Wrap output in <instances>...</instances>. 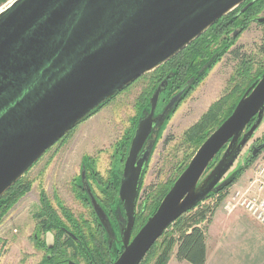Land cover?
Here are the masks:
<instances>
[{
    "label": "water",
    "instance_id": "1",
    "mask_svg": "<svg viewBox=\"0 0 264 264\" xmlns=\"http://www.w3.org/2000/svg\"><path fill=\"white\" fill-rule=\"evenodd\" d=\"M246 1L12 0L0 8V199L78 125ZM193 84L194 78L155 117L168 85L164 80L139 121L120 186L127 219L124 250L113 264H141L179 218L230 184L246 161L236 162L264 123L263 73L132 238L156 146L153 141L144 148L145 143L156 124L168 122ZM263 150L264 142L254 144L252 157ZM85 185L108 229L107 214Z\"/></svg>",
    "mask_w": 264,
    "mask_h": 264
},
{
    "label": "rangeland",
    "instance_id": "2",
    "mask_svg": "<svg viewBox=\"0 0 264 264\" xmlns=\"http://www.w3.org/2000/svg\"><path fill=\"white\" fill-rule=\"evenodd\" d=\"M261 45H264V27L255 23L240 37L231 51L225 54L215 66L208 69L206 77L180 104L176 114L169 122L163 141L158 144L146 172L137 206L139 226L156 208L157 199H160L165 193L192 154L193 146L187 140L188 132L201 122L220 101L231 100L225 106L226 111H229L233 100L238 99L242 94L240 86L244 83L247 89L258 74L264 70V54L259 51ZM235 51L240 53L239 58ZM243 59L245 67H242ZM176 64L177 62L173 66ZM243 70L247 71L245 78ZM189 72L190 70L186 73ZM155 77L158 76L147 75L122 91L96 116L91 117L83 124L81 123L74 133H70L60 144H56L43 161L26 176L27 181L32 182V190L13 206L14 208L0 223V264H23L24 261L29 264L31 261L33 262L31 257L35 251L30 237L36 226L33 217L38 211L36 203L40 190L45 189L49 195L54 190L57 191L59 198L66 204L65 207L70 209L73 217L79 218L81 215L88 217L79 202L74 200L73 194L72 181L79 173L80 160L84 156L88 159H96L99 169L105 175L104 171L109 169L118 143L124 138L126 131L131 127L132 120L135 119L137 100L144 97L145 93L149 91L150 80ZM143 93L144 95H142ZM263 137L264 123L243 151L235 166L247 160L251 155L252 146L261 144ZM49 159L55 160L47 171L44 170L49 173L45 178L46 173L38 174ZM259 161H264V151L247 169L249 170L253 166L255 168ZM153 192L154 196H152ZM54 193L56 194V192ZM86 213L89 214L88 211ZM162 244L163 241L160 245ZM173 249L172 255L177 247ZM160 252L161 250H159ZM25 257L28 259L24 260ZM153 262L151 260V264Z\"/></svg>",
    "mask_w": 264,
    "mask_h": 264
},
{
    "label": "flooded vegetation",
    "instance_id": "3",
    "mask_svg": "<svg viewBox=\"0 0 264 264\" xmlns=\"http://www.w3.org/2000/svg\"><path fill=\"white\" fill-rule=\"evenodd\" d=\"M225 17V19H223L224 17L221 18L217 24L212 26V28L201 37L204 41L208 42L207 45L215 52L227 44H230L229 49L225 53L227 54L236 46L240 37L252 28L253 24L257 23L264 27V0H248ZM220 22H226L225 26L222 28L219 27ZM261 49H264V45L260 46L259 51ZM238 53L239 52L235 51L236 56L239 58L241 55ZM170 62H167L160 68L147 74L152 76L157 75L158 77L150 80L151 84L148 85L149 91L145 93L144 97L137 100V113L135 119L132 120L131 127L126 131L127 133L124 138L118 143L119 145L116 152L111 158L112 160L109 169L104 171L105 175H103L99 169L96 159H88L84 156L80 160L79 173L72 181L73 194L74 200L79 202L80 207L83 208L88 217H84L83 215L79 218L73 217L72 213L69 211L70 209L66 208V204H64L59 198L57 191L54 190L56 194L53 192L49 195L46 193L45 189L40 190L36 203L38 204V211L33 217L36 221V226L33 235L30 237L35 252L31 257L33 262L31 261L29 264H113L121 255L124 250V239L122 237L124 234L122 233L126 232L127 219L119 195L129 146L138 127L139 121L143 117L144 110L146 108L149 110L151 107L150 100L158 86L164 80L168 81L167 88L161 95L158 103L155 117L159 116L170 100L180 92V89L174 91L171 88L173 85L172 79L173 77H177V73L181 70V67H179V65H177V67L176 65H169ZM170 75L171 77H169ZM145 76H142L141 78ZM248 89L249 87L246 91ZM142 95H144V93ZM113 99L108 101L102 109H104ZM184 100H182L176 107L173 115L176 114L178 107H180V104H182ZM99 112L92 117L96 116ZM173 115L166 118L168 119L166 124H156L149 135L144 148L148 147L153 141H156L154 149L155 153L158 144L164 139V133ZM89 119H91V117L88 118V120ZM77 127L75 129H77ZM75 129L70 133H74ZM68 135L58 144L64 141ZM51 150H49L46 155L34 165L26 176L43 161ZM54 160L55 159L47 160L46 164L43 166V170L39 172L38 175H40V173H46V175H44L46 178L49 173L44 172V170L47 171ZM102 165L104 166V163H102ZM26 176L22 180L23 186H28L29 189L15 204L27 196L32 190V182L27 181ZM85 181L95 199L107 214L109 220L108 229L106 227L107 222L104 223L103 220L98 217L92 206ZM13 208L14 207L10 210ZM10 210L0 218V223L5 219ZM86 211H88L89 214L86 213ZM137 222L138 213L132 231V238L135 236ZM108 230L110 231V234L108 233ZM112 257H115L114 260H112ZM109 258L111 259L109 260ZM26 259H28V257H25L24 260ZM26 263L27 261L23 262V264Z\"/></svg>",
    "mask_w": 264,
    "mask_h": 264
},
{
    "label": "trees",
    "instance_id": "4",
    "mask_svg": "<svg viewBox=\"0 0 264 264\" xmlns=\"http://www.w3.org/2000/svg\"><path fill=\"white\" fill-rule=\"evenodd\" d=\"M10 1L12 0H0V8L8 4ZM225 18L226 17H224L223 19ZM215 24H217V22ZM225 24L226 22H220L219 27L222 28L225 26ZM207 43L208 42L204 41L201 37L197 39L195 42H193L190 46H188L179 55L174 57V59H172L171 62L169 61L170 62L169 65H173L174 63L177 62L176 67L177 65L181 67L180 68L181 70H179L177 73V77L176 78L173 77L172 79L173 85L171 84L172 85L171 89H173L174 91H176L177 89L181 90L189 80L194 78L193 87L190 89L188 94L192 92L196 88L198 83L201 82L206 77L207 72L209 71L208 69L215 66V64H217L221 60V57L226 53V51L229 49L230 46V44H227L226 46L222 47L220 50L215 52L211 47L207 45ZM260 52L264 54V49L260 50ZM211 61L212 64L209 66L207 71L200 74V71L204 68V66L209 64ZM245 65H246L245 60L243 59L242 67H245ZM188 70H190V72L186 73ZM246 73L247 71H244L243 73L244 78L246 76ZM263 73L264 70L258 74V76L253 80V82L256 81ZM242 86H240L239 88L240 92L242 93L241 96L238 99L233 100V103L230 105L229 111H226L225 106L231 100L220 101V103L215 105V107L212 110H210L209 113H207V115L204 117V119L201 122L195 125L191 129V131L188 132L187 140L190 142L191 146H193V152L189 156L187 162L179 170V173L175 178V180L168 186L167 190L160 197V199H157L158 203L156 208L146 218H148L157 210L158 206L160 205L161 201L169 191L170 187L173 185V183L176 181L179 175L186 168V166L188 165L189 161L191 160L195 152L198 150V148L205 142L208 136L232 114L239 100L246 92L245 90L246 87L244 86V83L242 84ZM263 142H264V137L261 143ZM261 153L257 157H252V151H251V155L248 156L245 165L241 167L239 172L236 174L234 180H232L230 184H228L226 187L220 190L217 195H222L226 190H228L242 175V173H244V171L249 166H252L254 164V162L261 155ZM220 157L221 154L218 155L217 161L220 159ZM22 180H20L15 186H13L0 199V218L3 215H5L7 211L10 210L15 205L18 199L23 194H25L29 189L28 186H23ZM152 194H153L152 196H154V192ZM211 212H212L211 208L202 207L200 205L197 208L193 209L192 211L183 215L167 230V232H165V234L154 245V247L150 250V252L148 253V255L141 264H151V260L154 261L153 264H168L174 250L173 248L175 247H177L176 257L179 261H186L190 264H205L207 258L206 236H205V229L204 227H202V223L205 220H207V217ZM145 222L140 226H139V221L137 222L135 234L141 229V227L145 224ZM170 232L171 234H169ZM161 241H163L162 245H160ZM159 250H161L160 253ZM114 258L112 257V260H114ZM110 259L111 258H109V260Z\"/></svg>",
    "mask_w": 264,
    "mask_h": 264
},
{
    "label": "crops",
    "instance_id": "5",
    "mask_svg": "<svg viewBox=\"0 0 264 264\" xmlns=\"http://www.w3.org/2000/svg\"><path fill=\"white\" fill-rule=\"evenodd\" d=\"M254 169H247L222 195H215L212 212L202 223L206 236L205 264H264V228L242 209L229 212L225 208L235 191L249 185ZM176 251L168 264H190L179 261Z\"/></svg>",
    "mask_w": 264,
    "mask_h": 264
},
{
    "label": "built area",
    "instance_id": "6",
    "mask_svg": "<svg viewBox=\"0 0 264 264\" xmlns=\"http://www.w3.org/2000/svg\"><path fill=\"white\" fill-rule=\"evenodd\" d=\"M214 197L202 203L201 206L212 209ZM225 206L229 212L242 209L264 228V161L257 162L254 176L249 185L244 189L235 191Z\"/></svg>",
    "mask_w": 264,
    "mask_h": 264
}]
</instances>
